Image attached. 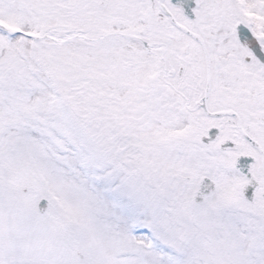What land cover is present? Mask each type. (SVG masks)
Here are the masks:
<instances>
[{
  "label": "snow or ice",
  "instance_id": "6c2138e0",
  "mask_svg": "<svg viewBox=\"0 0 264 264\" xmlns=\"http://www.w3.org/2000/svg\"><path fill=\"white\" fill-rule=\"evenodd\" d=\"M0 264H264V0H0Z\"/></svg>",
  "mask_w": 264,
  "mask_h": 264
}]
</instances>
